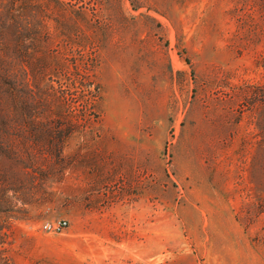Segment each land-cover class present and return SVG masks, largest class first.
Here are the masks:
<instances>
[{
    "label": "rangeland",
    "instance_id": "374dc122",
    "mask_svg": "<svg viewBox=\"0 0 264 264\" xmlns=\"http://www.w3.org/2000/svg\"><path fill=\"white\" fill-rule=\"evenodd\" d=\"M35 4L40 65L21 78L52 87L53 112L33 139L65 147L0 157L8 263L264 264V0Z\"/></svg>",
    "mask_w": 264,
    "mask_h": 264
},
{
    "label": "trees",
    "instance_id": "16d2710c",
    "mask_svg": "<svg viewBox=\"0 0 264 264\" xmlns=\"http://www.w3.org/2000/svg\"><path fill=\"white\" fill-rule=\"evenodd\" d=\"M36 26L35 0H0V157L18 159L21 162L51 154L62 158L65 147L62 136L58 144L44 143L39 149L35 147L36 140L33 139L35 124H50L51 120L49 117L45 120L44 115L49 111L53 112L51 100L48 98L52 87L45 85L43 93L47 96L38 98L31 83L28 80L23 83L22 79L23 76L26 78L30 71H37L40 65L36 58ZM55 59V68L61 66L63 69L64 65L59 58ZM48 64L45 62L44 70ZM256 64L264 69V52L258 56ZM85 72L84 77H88L90 70L86 69ZM36 73L38 72H33ZM251 87L248 85V88ZM258 90V99L261 101L258 125L262 139L257 144L254 159L261 164V169H258L260 173L255 171L253 181L256 196L264 209V84L258 86ZM49 135L53 137L51 132ZM44 138H47L46 134L42 140ZM28 167L30 166L22 167L23 175L29 174ZM0 264H9L2 251Z\"/></svg>",
    "mask_w": 264,
    "mask_h": 264
},
{
    "label": "built area",
    "instance_id": "2783aa9c",
    "mask_svg": "<svg viewBox=\"0 0 264 264\" xmlns=\"http://www.w3.org/2000/svg\"><path fill=\"white\" fill-rule=\"evenodd\" d=\"M68 226L67 220H60L56 223L47 222L44 224V229L47 231H62Z\"/></svg>",
    "mask_w": 264,
    "mask_h": 264
}]
</instances>
